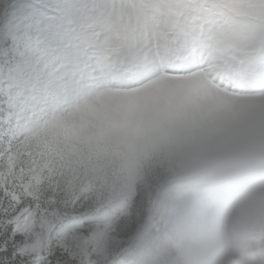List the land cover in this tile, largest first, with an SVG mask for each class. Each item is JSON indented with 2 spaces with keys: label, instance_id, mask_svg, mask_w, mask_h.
I'll use <instances>...</instances> for the list:
<instances>
[{
  "label": "clouds",
  "instance_id": "9594fccd",
  "mask_svg": "<svg viewBox=\"0 0 264 264\" xmlns=\"http://www.w3.org/2000/svg\"><path fill=\"white\" fill-rule=\"evenodd\" d=\"M236 6L241 14L232 11ZM173 8L179 6L161 14L191 30L190 10L181 19ZM200 23L207 34L234 44L247 34L264 42V17L243 14L239 0H228ZM151 30L149 25L136 35L132 52L112 58L109 88L128 92L152 85L158 103L127 128L90 120L68 138L62 129L38 126L32 151L51 178L44 194L70 195L95 167L119 179L124 222L135 225L128 238L138 245L150 238L153 246L143 256L124 253L126 238L117 224L113 264H264V56L242 57L237 46L216 41L205 42L200 52L157 48ZM241 58L239 72L232 69L240 65L224 63ZM253 62L262 71L248 72ZM100 107L110 111L108 101ZM132 160L138 179L129 187Z\"/></svg>",
  "mask_w": 264,
  "mask_h": 264
},
{
  "label": "snow or ice",
  "instance_id": "6c2138e0",
  "mask_svg": "<svg viewBox=\"0 0 264 264\" xmlns=\"http://www.w3.org/2000/svg\"><path fill=\"white\" fill-rule=\"evenodd\" d=\"M243 14L264 17V0H243ZM228 0H0V264H113V228L126 238L124 253L147 255L152 240L129 239L134 224L124 222V186L103 166L62 198L44 194L51 182L32 151L40 125L68 138L90 120L127 128L101 104L115 96L109 88L114 56L133 51L135 37L151 25L157 47L200 52L207 41L237 46L243 56H264V42L247 34L237 44L207 34L200 23ZM170 5L191 30L161 13ZM232 11L241 14L239 6ZM203 58V57H201ZM240 65L243 58L225 61ZM212 67H215L214 65ZM262 71L258 62L246 69ZM103 89V91H102ZM97 148L99 145L97 144ZM98 157L102 155L97 152ZM135 181L128 175L127 185ZM50 191V189H49ZM138 199V197H137ZM47 201V202H45Z\"/></svg>",
  "mask_w": 264,
  "mask_h": 264
},
{
  "label": "rangeland",
  "instance_id": "374dc122",
  "mask_svg": "<svg viewBox=\"0 0 264 264\" xmlns=\"http://www.w3.org/2000/svg\"><path fill=\"white\" fill-rule=\"evenodd\" d=\"M239 2L241 3L243 2V0H239ZM157 85L159 86L162 85V82H160ZM148 86H151V85H148ZM143 93L144 92L142 91V89H135L133 91H128V92H116L115 96L112 97L110 100H108V108L111 112H115L119 114L120 116L127 117L128 124L130 126L132 124L131 118L136 117L138 119L139 117H141L147 110H149L152 106L155 105L154 102L158 98L156 95H154L153 97H151L150 101L146 100L143 102L142 99L138 98ZM129 130L130 132L134 133L135 127H130ZM128 175L134 181L138 179L137 167H136L134 160L129 162Z\"/></svg>",
  "mask_w": 264,
  "mask_h": 264
},
{
  "label": "bare ground",
  "instance_id": "6f19581e",
  "mask_svg": "<svg viewBox=\"0 0 264 264\" xmlns=\"http://www.w3.org/2000/svg\"><path fill=\"white\" fill-rule=\"evenodd\" d=\"M149 87V86H148ZM151 97H153V95H151V94H146V93H143L140 97H138L139 99H142L143 100V102L144 101H150L151 100ZM136 98H137V96H136ZM139 99H137V100H139ZM154 99V98H153ZM156 99V98H155ZM135 100V99H134ZM154 102V101H153ZM147 103V102H146ZM156 103H158V98L156 99V101L154 102V104H156ZM151 104V103H150ZM148 108V107H147Z\"/></svg>",
  "mask_w": 264,
  "mask_h": 264
}]
</instances>
